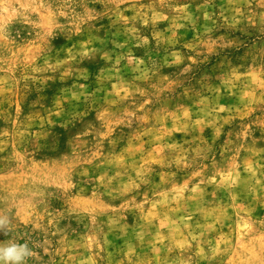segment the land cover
I'll return each instance as SVG.
<instances>
[{
  "label": "rangeland",
  "instance_id": "rangeland-1",
  "mask_svg": "<svg viewBox=\"0 0 264 264\" xmlns=\"http://www.w3.org/2000/svg\"><path fill=\"white\" fill-rule=\"evenodd\" d=\"M0 217L25 264H264V0H0Z\"/></svg>",
  "mask_w": 264,
  "mask_h": 264
},
{
  "label": "clouds",
  "instance_id": "clouds-1",
  "mask_svg": "<svg viewBox=\"0 0 264 264\" xmlns=\"http://www.w3.org/2000/svg\"><path fill=\"white\" fill-rule=\"evenodd\" d=\"M10 221L7 217H0V232L9 230L7 226ZM31 250L26 243L8 242L0 244V264H25L26 259L31 256Z\"/></svg>",
  "mask_w": 264,
  "mask_h": 264
}]
</instances>
